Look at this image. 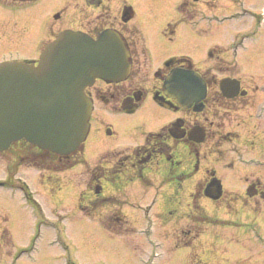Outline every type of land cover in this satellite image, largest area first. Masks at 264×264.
I'll use <instances>...</instances> for the list:
<instances>
[{
	"label": "rangeland",
	"instance_id": "1",
	"mask_svg": "<svg viewBox=\"0 0 264 264\" xmlns=\"http://www.w3.org/2000/svg\"><path fill=\"white\" fill-rule=\"evenodd\" d=\"M131 1L148 30L153 54L158 57L167 53L187 54L197 64L206 65L203 60L209 47L217 39L229 36L222 24L224 31L204 33L200 27L193 32L181 23L180 31L171 38L165 28L179 18L176 0ZM4 4L0 3V62L38 55L54 13L61 8L71 13L75 0H37L24 6ZM256 5L262 16L259 39L251 38L240 47L235 73L251 92L256 90L255 102L239 112L234 110L239 101H225L224 105H231L232 110L222 107L208 113L210 136L216 141L208 139L202 144V169L184 182L181 200H166L172 197L171 184L152 173L148 185L135 181L128 189L115 193L116 204L98 210L108 217L113 229L122 232L109 230L98 216L83 211L80 191L87 190L89 169L99 156L110 149L142 142L145 131L159 129L166 121L163 115L153 113L152 99H147L135 112L104 109L93 118L83 143L88 162L52 169L33 157L38 151L34 144L25 143L23 160L16 172L13 166L11 175L13 183L29 184L32 200L22 188L7 181L11 166L19 162L13 150L15 145L0 150V264H263L264 206L260 207V202L254 205L256 208L251 207L238 199L244 191L246 174L264 176V143L257 141L264 135V109H260L264 104V9L260 0ZM221 76L219 72L210 85L214 95L221 93ZM110 127L113 134L108 132ZM215 149L217 153H213ZM80 154L83 155L82 151ZM127 154L124 150L118 157L125 160ZM47 158H52V154H47ZM206 168L217 171L228 197L235 193L226 206L203 196L200 202L209 212L198 204H189L190 192L194 186L201 187L199 178ZM165 207L175 208L164 211ZM114 215L123 218L117 220ZM192 239L196 241L181 244Z\"/></svg>",
	"mask_w": 264,
	"mask_h": 264
},
{
	"label": "flooded vegetation",
	"instance_id": "2",
	"mask_svg": "<svg viewBox=\"0 0 264 264\" xmlns=\"http://www.w3.org/2000/svg\"><path fill=\"white\" fill-rule=\"evenodd\" d=\"M10 1L4 4L1 0L0 3L6 6H24L37 0H20V3ZM176 1L175 5L179 18L177 21L169 22L165 28V33L171 38H174L177 32L180 31L181 26H185L193 32H195L196 27H200L201 31L207 33L211 30L212 32L223 30L220 25L222 24L225 27V33L229 35L227 39H217L209 47L203 60L206 65L197 64L198 61L187 54L167 53L163 57L153 54L148 30L138 17L137 7L131 0H75L74 9L71 13H66V8H61L54 13L53 20L49 24V30L39 46L38 55L24 58L27 61L37 62L48 42L64 29L81 30L94 37H98L106 30L115 31L129 48L130 69L122 79L108 80L98 77L95 82L86 87L87 94L93 100L91 125L95 116L104 109L110 108L114 111L128 113L135 112L147 99L153 100V113L156 116L163 115L166 121L159 129L145 131V138L142 142L133 146L117 147L102 153L109 152V155L112 153V158L123 160L118 155L124 150L128 151L123 161H126L125 163L130 167V170L120 182L118 180L111 181L113 185L110 188L117 190L116 185H119V190L128 189L135 181L148 185L152 181L151 174L155 173L160 175L165 180L164 182L171 184L170 188L176 195L172 192V197L166 198V200L169 199L172 202H175L176 197L177 202L181 200L184 182L193 176L195 177L201 171L203 165L201 163L203 159L202 144L208 139L213 140V142L216 141L213 135L210 136V126L207 124L208 113H212L214 109L218 111L222 107L227 108L226 110H232L231 105H224L226 104L225 101H239L236 109H234L239 110V112L255 102L254 91L256 90L252 89L251 92V88L243 84L241 76L235 75L237 68L236 56L240 47L249 39H259L258 31L262 22L261 10L256 7L259 0ZM260 2L262 9H264V0H260ZM181 23L183 25L179 27ZM242 23L246 25H242ZM228 61L232 63H228ZM191 68L199 71L207 84L205 94L199 100L202 104L200 109L196 108V100L190 105L181 103L179 90L174 86H167L166 82L167 78L174 74V71ZM219 72L222 73L221 77L230 75L241 79V88L238 93L228 97L221 88V93L218 91V95L210 92V85L213 80L217 79ZM260 109H264V104L263 108L260 107ZM252 114L253 112H250V118L253 117ZM261 129L264 128L261 127ZM200 130L204 131L203 135L199 134ZM108 132L110 134L114 133L112 127L109 128ZM152 132H161L162 137L172 147V151H170L172 156H169V152H157L155 158L144 169L145 176L142 178L138 176L136 169L131 167L128 159L133 155L136 148L152 146V142L156 141L154 137L151 139L150 134ZM200 136L203 137L200 138ZM257 141L264 143V135ZM37 149L36 154L38 155L47 156L49 154V151ZM217 152L216 149L213 150V153ZM171 159L175 164L170 169L168 161L171 162ZM115 161L109 166L114 167ZM205 170L206 172L199 178V180H202L201 187L198 189L197 186H194V189L190 192L189 198H191V201L189 204L194 205V202L199 201L201 197L208 196L215 202L222 203L225 206L229 205L235 193L228 197V190L224 184L223 192L217 198L205 193L208 185L216 178H221L215 169L206 168ZM130 175H134V177L129 180ZM194 180L197 181V178ZM243 190V193L240 194L241 197L238 199L246 202L251 207L257 206L260 202H262L260 207L264 206V176L254 175L253 172L246 174V183ZM237 193L239 195V192ZM113 217L117 220L123 218L122 215H114ZM204 231L198 232L195 237H199ZM183 232H186L185 228ZM195 241L196 239H192L190 243L181 244H191ZM176 243L179 244L178 241Z\"/></svg>",
	"mask_w": 264,
	"mask_h": 264
},
{
	"label": "water",
	"instance_id": "3",
	"mask_svg": "<svg viewBox=\"0 0 264 264\" xmlns=\"http://www.w3.org/2000/svg\"><path fill=\"white\" fill-rule=\"evenodd\" d=\"M129 68V49L111 30L96 38L65 29L46 46L37 64L0 62V150L21 137L59 153L75 150L90 127L93 104L85 87L97 77L123 78ZM166 82L179 90L181 103L190 105L196 100V108L202 107L199 100L207 84L197 71L176 70ZM240 85L237 78L221 79L228 96L238 93ZM206 191L218 197L222 192L220 179H215Z\"/></svg>",
	"mask_w": 264,
	"mask_h": 264
},
{
	"label": "trees",
	"instance_id": "4",
	"mask_svg": "<svg viewBox=\"0 0 264 264\" xmlns=\"http://www.w3.org/2000/svg\"><path fill=\"white\" fill-rule=\"evenodd\" d=\"M150 136L151 139L153 137L154 139H156V141L152 142V146L136 148L133 152V155L128 159L130 160L131 167L135 168L138 176H141L142 178L145 176L144 169H146L150 161L155 158L157 152H169V156H172V154H170V151H172V147L165 140V138L162 137L161 132H152ZM20 142L25 141H18L14 145ZM22 150L23 148H19L18 151L20 153V157L19 153L17 155L21 159L24 157ZM35 155V157L40 158L44 164L55 169L69 167L84 159L79 154V151H75L74 153L67 156H60V154L53 153L52 158L50 159H48L47 156L44 155H38L36 153ZM103 158H106L105 155H103L102 159ZM125 162L126 161L117 159L114 163V167L102 162L96 164L94 168H92L88 189L81 193L79 200L80 206L85 211V213L95 214L97 212V209L106 207L113 203H117L118 198L115 194V190H112L110 186L113 185L111 181L118 180V182H120L124 178V175L128 174L130 167H128ZM168 163H170V169L174 167L175 163H173L172 159L171 162L168 161ZM16 168L17 164L15 165V170ZM133 177L134 175H130L129 180L133 179ZM119 187V185H116L117 191L120 189ZM87 193H90V196H87ZM103 221L108 228L113 229L108 221H106L105 219Z\"/></svg>",
	"mask_w": 264,
	"mask_h": 264
}]
</instances>
